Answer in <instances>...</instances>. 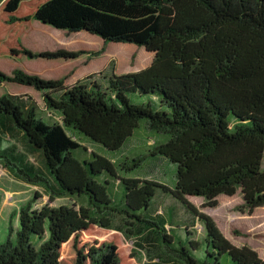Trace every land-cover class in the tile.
Returning a JSON list of instances; mask_svg holds the SVG:
<instances>
[{"label":"trees","instance_id":"16d2710c","mask_svg":"<svg viewBox=\"0 0 264 264\" xmlns=\"http://www.w3.org/2000/svg\"><path fill=\"white\" fill-rule=\"evenodd\" d=\"M34 20L99 36L105 45L135 44L154 59L137 72L112 70L104 79L89 76L72 85L0 71V83L40 92L55 119L50 122L31 95H1L0 164L44 188L51 202L67 197L82 203L35 207L36 192L13 212L0 264H134L137 254L126 236L157 241L171 264H221L225 256L226 264H264L189 200L203 197L216 207L221 195L240 189L245 208L264 206V0H4L0 56L85 54L28 50L21 37ZM143 121L154 144L144 154L125 153ZM13 132L41 154L43 169L18 152L7 137ZM80 139L115 154L87 153ZM151 158L176 167L174 187L140 178ZM159 196L200 219L203 238L186 229L178 233L180 224L158 211Z\"/></svg>","mask_w":264,"mask_h":264},{"label":"rangeland","instance_id":"374dc122","mask_svg":"<svg viewBox=\"0 0 264 264\" xmlns=\"http://www.w3.org/2000/svg\"><path fill=\"white\" fill-rule=\"evenodd\" d=\"M36 23L32 26L30 32L24 36V44L30 50L32 48L33 53L65 49L68 51L81 50L85 54L80 55L79 58L71 62H46L41 60L40 57H37L38 59H21L18 61L3 58L0 60V71L7 75H12V72L18 69L27 74L39 75L45 78H65L66 83L71 84L87 76H94L95 79H104L111 74L112 70L116 74L137 72L150 66L154 59L152 52L135 44L108 43L105 45L104 41L96 35L90 36L91 34L87 33L86 35L84 32L78 35L68 34L54 29L52 26L40 22ZM34 29H36V33L32 32ZM96 53L97 55H94ZM3 94L21 97L31 95L44 110L49 121L53 122L55 120L50 117V113L45 109L40 92L35 91L33 88L16 83L3 82L0 83V96ZM144 122H141V128L137 130L136 137L124 150L125 153L138 151L141 152L139 154H144L154 144L155 137L145 130ZM7 137L16 145L19 153L27 156L30 163L37 168H44L41 154L37 151H31L20 133H8ZM80 141L86 147L87 153L96 152L107 158L115 154L100 145L92 144L90 141L84 139H80ZM148 163H150L149 166L139 174L141 179L156 181L174 187L176 167L173 164L164 159L156 160L154 158H151ZM36 192L41 196L37 199L35 207H41L46 203L51 206L69 204L71 206L77 205V207L82 204L79 200L67 197L51 202L44 188L15 178L0 164V243L5 242L8 238L9 221L13 212L34 198ZM189 200L200 213L211 217L222 234L235 246H248L264 259V206L254 210L245 208L240 189L231 197L221 195L218 198L216 207H208L203 197H190ZM173 206L175 210L171 212L170 207ZM156 207L169 221L175 222L174 224H180V227L177 228L178 233H183V229H186L192 232L193 238H203L205 229L202 221L200 219L195 221V217L189 214L187 209L181 207L171 198L159 196L156 201ZM13 224L14 227H18L17 218L13 220ZM120 224L119 220L115 223V230L120 229ZM167 229L171 230L172 228L167 226ZM125 239L127 247L136 251L137 261L134 264H171L168 261L166 252L163 251L162 246L157 241L152 239L148 241L133 239L131 236H126ZM226 259L228 260L226 256L223 257L221 264H226Z\"/></svg>","mask_w":264,"mask_h":264},{"label":"crops","instance_id":"0c3cea01","mask_svg":"<svg viewBox=\"0 0 264 264\" xmlns=\"http://www.w3.org/2000/svg\"><path fill=\"white\" fill-rule=\"evenodd\" d=\"M4 0H0V5H1V3L3 2ZM36 22H38V21H32V23H31V26H30V28L23 34V36L21 37V43H22V45L25 47V48H27L28 50H30L28 47H26V45L24 44V36H26V34L28 33V32H30V30L32 29V26L34 25V24H37ZM54 29H56V28H54ZM58 30V29H57ZM39 31V30H38ZM61 31H63V30H61ZM32 32H35L36 33V29H34ZM64 32H66V31H64ZM66 33H68V32H66ZM80 33H82V32H77V33H68V34H80ZM38 35H39V33H37ZM84 34H86L87 35V33L86 32H84ZM89 34V33H88ZM42 36V35H41ZM90 36H92V35H90ZM43 37V36H42ZM37 40V39H36ZM58 50H60V49H58ZM63 50H65V49H63ZM30 51H33V49L31 48V50ZM55 51H57V50H55ZM66 51H68V50H66ZM79 51H81V50H79ZM34 52V51H33ZM41 52H54V51H40V52H38V53H41ZM74 52H76V51H74ZM83 55V54H82ZM80 57V56H79ZM78 57V58H79ZM13 59V58H9V57H4V56H0V60L1 59ZM21 59H31V58H29V57H27V56H25V55H23V56H20L19 58H17V59H13V60H21ZM33 59H38V58H33ZM40 59L41 60H45L46 62H71V61H74L75 59H47V58H41L40 57ZM77 59V58H76ZM18 70V69H17ZM13 73V72H12ZM39 76V75H38ZM41 77V76H40ZM87 77H89V76H87ZM43 78H45V77H43ZM86 77H84V78H81V79H78L77 81H75V82H73V83H71V84H67L66 83V81H65V84L66 85H72V84H75V83H77L78 81H80V80H83V79H85ZM45 79H65V78H45Z\"/></svg>","mask_w":264,"mask_h":264}]
</instances>
